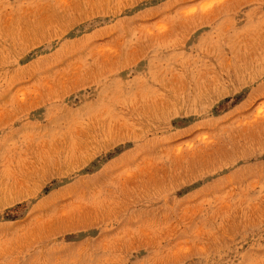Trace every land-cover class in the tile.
<instances>
[{"label": "rangeland", "instance_id": "1", "mask_svg": "<svg viewBox=\"0 0 264 264\" xmlns=\"http://www.w3.org/2000/svg\"><path fill=\"white\" fill-rule=\"evenodd\" d=\"M0 264H264V0H0Z\"/></svg>", "mask_w": 264, "mask_h": 264}]
</instances>
